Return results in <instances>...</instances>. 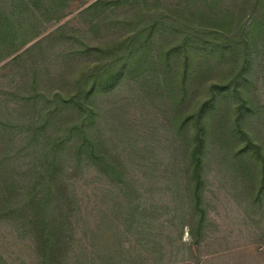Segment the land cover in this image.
Listing matches in <instances>:
<instances>
[{
	"label": "trees",
	"instance_id": "trees-1",
	"mask_svg": "<svg viewBox=\"0 0 264 264\" xmlns=\"http://www.w3.org/2000/svg\"><path fill=\"white\" fill-rule=\"evenodd\" d=\"M73 1L0 0L10 80L0 87V264L16 259L8 238L25 264L213 262L203 255L209 155L223 152L250 204L264 202L252 93L258 68L264 85V0H95L83 28L40 38ZM131 83L165 120L164 202L145 199L129 161L141 157L143 177L156 179L151 137L143 148L130 138L128 152L118 144L128 136L115 95ZM84 179L101 199L85 201Z\"/></svg>",
	"mask_w": 264,
	"mask_h": 264
},
{
	"label": "rangeland",
	"instance_id": "rangeland-1",
	"mask_svg": "<svg viewBox=\"0 0 264 264\" xmlns=\"http://www.w3.org/2000/svg\"><path fill=\"white\" fill-rule=\"evenodd\" d=\"M94 1H87L86 4H83L80 0L73 1L68 15L60 22L52 24L40 38L67 22H70L72 27L83 28L85 18L80 16V13ZM4 65L5 62L0 64V87L2 88L6 87L10 81L5 78L8 72ZM262 72V68H258L252 93H255L258 97L256 105L261 107L259 114L263 123L256 122L253 127L259 130H257V134L264 139V85L261 80V77H263ZM134 87L133 83L131 85L124 84L115 95L119 103H116L114 109L116 113H118L121 106L124 109L122 118L126 124V130L123 131V134L128 136V138L119 140L118 144L122 151L126 150L128 152L132 148L130 147L131 144H133L130 138L137 140L136 147L143 148L146 146L144 138L151 137L147 143L154 150H157L153 154L151 163L155 164L151 167L150 174L155 176L156 179L151 181L143 177L144 175L147 176L148 171L140 167L143 163L141 157H129V161L133 169H135L136 175L140 177V182L137 186L140 193L145 195V199L151 202H164L170 199L169 192L164 189L166 188L165 184L162 181L160 182L158 177L164 175L166 162L170 157L164 150H161V139L164 137L162 135L165 134V120L158 111L154 110L149 102H143L138 94V89ZM110 106L107 105V111H110ZM257 115L254 120L257 119ZM109 123H112L111 118ZM108 131L114 139H117L111 127ZM109 133L107 135H110ZM214 152V155H209L207 163L206 201L209 213V232L204 244L203 255L206 260H213L209 264H264V202L261 208L252 206L247 195L246 185L243 184L242 180L235 178L236 173L228 160H226L225 154L217 150H214ZM86 181L87 179H84L77 184L81 195L85 197V201L87 196L93 198L94 201L101 199L102 193L100 190L93 191V185L86 183ZM98 185L100 187L101 183ZM1 231L4 234V231ZM185 239H189L187 233L185 234ZM5 249L9 251L7 255H11L12 259L16 258L11 261L12 264H22V262L25 264V258L21 257L22 252L20 251H25L22 244L17 245L12 238H8Z\"/></svg>",
	"mask_w": 264,
	"mask_h": 264
}]
</instances>
